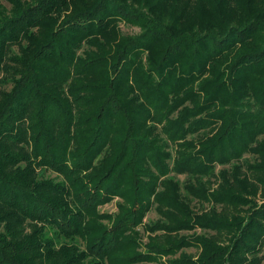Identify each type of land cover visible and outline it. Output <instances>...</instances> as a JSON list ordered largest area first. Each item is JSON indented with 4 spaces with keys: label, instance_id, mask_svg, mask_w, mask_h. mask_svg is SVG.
Segmentation results:
<instances>
[{
    "label": "trees",
    "instance_id": "trees-1",
    "mask_svg": "<svg viewBox=\"0 0 264 264\" xmlns=\"http://www.w3.org/2000/svg\"><path fill=\"white\" fill-rule=\"evenodd\" d=\"M3 1L0 264H264V0Z\"/></svg>",
    "mask_w": 264,
    "mask_h": 264
},
{
    "label": "rangeland",
    "instance_id": "rangeland-1",
    "mask_svg": "<svg viewBox=\"0 0 264 264\" xmlns=\"http://www.w3.org/2000/svg\"><path fill=\"white\" fill-rule=\"evenodd\" d=\"M6 7H8V4L7 3H5L3 0H0ZM120 30H121V32H122V34H135V33H137L138 32V28H136V27H129V26H126V25H124V24H120ZM47 175H49V176H51V177H53L54 176V174H52V173H47ZM259 202H260V200L259 199H257ZM115 201L116 200H114L113 202H111L110 204H108V205H104V206H102L100 209H101V211H104V212H114L115 211V206H114V204H115ZM205 206V205H204ZM156 219H158V216L156 215V213L154 212V210H152L151 212H149L148 214H147V216H146V218H145V223H148L149 221L151 222V221H154V220H156ZM139 231H140V234L142 235V238L140 239V243L141 244H144L146 241H147V238H146V235L144 234V232L142 231V228L141 227H139V229H138ZM192 233H196V234H201V233H203V231H201L200 229H195L193 232H188V233H185V234H188V235H191ZM47 235L49 236V237H52V232L51 231H48V233H47ZM188 254H192V255H197V253L199 252V250H197L196 248H193V247H191V248H189V249H187V250H185ZM164 261V260H163ZM164 263H166V262H164Z\"/></svg>",
    "mask_w": 264,
    "mask_h": 264
}]
</instances>
